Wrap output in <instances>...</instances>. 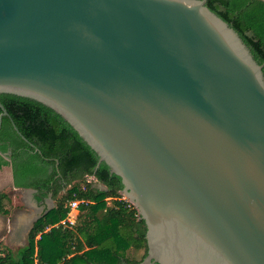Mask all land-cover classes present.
Segmentation results:
<instances>
[{
  "label": "water",
  "instance_id": "water-1",
  "mask_svg": "<svg viewBox=\"0 0 264 264\" xmlns=\"http://www.w3.org/2000/svg\"><path fill=\"white\" fill-rule=\"evenodd\" d=\"M206 1L0 0V93L119 176L137 264H264L263 63Z\"/></svg>",
  "mask_w": 264,
  "mask_h": 264
},
{
  "label": "trees",
  "instance_id": "trees-1",
  "mask_svg": "<svg viewBox=\"0 0 264 264\" xmlns=\"http://www.w3.org/2000/svg\"><path fill=\"white\" fill-rule=\"evenodd\" d=\"M206 5L238 32L263 63L264 76V0H207ZM0 102L8 113L0 122V154L9 162L11 187L34 189L37 202L54 200L33 220L24 245L0 251V264H137L147 250L146 227L133 204L121 198L119 176L104 162L96 166L94 151L50 107L11 93H0ZM7 171L0 165L1 180ZM70 198L85 201L75 224L64 226L60 221ZM7 199L0 191L2 215ZM130 248L142 250V256L129 258Z\"/></svg>",
  "mask_w": 264,
  "mask_h": 264
},
{
  "label": "rangeland",
  "instance_id": "rangeland-1",
  "mask_svg": "<svg viewBox=\"0 0 264 264\" xmlns=\"http://www.w3.org/2000/svg\"><path fill=\"white\" fill-rule=\"evenodd\" d=\"M0 165L10 170L6 157L0 158ZM6 176L5 180L0 179V191L8 194V199L4 201L7 213L0 214V251L6 248L14 251L27 242V233L33 220L44 210L51 208L54 200L48 197L45 202H37L30 190L11 187L10 172L7 171ZM84 179L91 178L85 176ZM142 253V250L130 248L127 256L139 259Z\"/></svg>",
  "mask_w": 264,
  "mask_h": 264
},
{
  "label": "built area",
  "instance_id": "built-area-1",
  "mask_svg": "<svg viewBox=\"0 0 264 264\" xmlns=\"http://www.w3.org/2000/svg\"><path fill=\"white\" fill-rule=\"evenodd\" d=\"M91 179H86V181L94 180L95 178L93 176H88ZM121 198L130 204H132L121 192ZM85 200H79L76 198H70L65 201V207L67 208L66 216L63 220L60 221V223L64 226H73L76 222V217L78 214L79 204L83 203Z\"/></svg>",
  "mask_w": 264,
  "mask_h": 264
},
{
  "label": "flooded vegetation",
  "instance_id": "flooded-vegetation-1",
  "mask_svg": "<svg viewBox=\"0 0 264 264\" xmlns=\"http://www.w3.org/2000/svg\"><path fill=\"white\" fill-rule=\"evenodd\" d=\"M1 157H4L3 155L0 154ZM22 189H25V190H30L34 196V189L32 188H22ZM48 196L45 197L41 202H45L47 200Z\"/></svg>",
  "mask_w": 264,
  "mask_h": 264
},
{
  "label": "crops",
  "instance_id": "crops-1",
  "mask_svg": "<svg viewBox=\"0 0 264 264\" xmlns=\"http://www.w3.org/2000/svg\"><path fill=\"white\" fill-rule=\"evenodd\" d=\"M9 172H10V170H9ZM10 177H11V173H10Z\"/></svg>",
  "mask_w": 264,
  "mask_h": 264
}]
</instances>
